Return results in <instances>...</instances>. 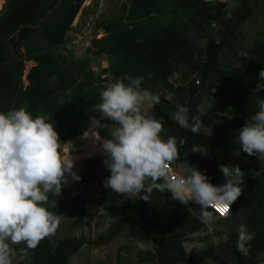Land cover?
Segmentation results:
<instances>
[{
    "label": "trees",
    "instance_id": "trees-1",
    "mask_svg": "<svg viewBox=\"0 0 264 264\" xmlns=\"http://www.w3.org/2000/svg\"><path fill=\"white\" fill-rule=\"evenodd\" d=\"M81 2L10 0L0 16V111L6 113L25 107L33 117L44 115L53 123L70 109V119H75L99 102L105 81L110 83L117 78L123 79L125 74L142 76V87L154 93L158 87L180 92L182 88L174 87L168 80L171 75L177 74L179 81L186 83L182 105L189 108L190 116L196 114L203 97L224 98L227 88L222 83L228 84L227 113L203 106L206 112L201 116L202 126L217 122L239 131L246 119L257 110L256 100L264 98V89L253 92L259 73L264 69V41L253 42L246 54L238 58L237 65H219L221 50L226 47L230 51L232 48L231 41L225 40L226 37L251 14L247 0H238L239 5L226 15L224 2L209 5L200 0H177L176 9L187 13L186 21L170 18L168 0H123L115 13L100 22L98 27L102 36L91 38L86 48L91 54H103L110 59L108 68L97 74L87 66L86 55L67 60L51 50L63 42ZM209 20L221 22L219 39L204 30ZM23 29L24 36H18ZM191 30L198 38L204 39L198 51L189 36ZM4 46L9 59L5 58ZM23 61L33 63L24 75L26 84L21 80ZM14 72V89L10 96ZM195 80L198 82L195 83ZM50 83L52 89L47 87ZM216 84L220 85L214 89ZM176 108L162 96L158 104L152 105V117L161 120L164 125L161 136L176 139L180 156L172 165L178 166L182 172L187 162L204 172L211 183H224L219 162L210 157H199L191 151L202 137L199 132L193 133L170 119L169 113ZM94 130L100 139L109 138L107 129ZM74 133L66 130L61 138H71ZM239 166L245 172V182L241 185L243 192L229 209L226 219L216 218L215 215L214 219L227 229L224 235L234 264H261L258 257L264 253V176L254 178L251 175L252 170H260L261 162ZM98 193L102 210L110 219L107 229L97 237L100 244L125 230L132 239L153 241L154 246L149 248L148 256L155 264H200L201 253L186 254L183 246L184 239L205 225L199 218V205H183L174 200L171 193L156 190L151 193L150 201L134 198L120 204L116 201L117 193L103 184ZM59 205L60 198L49 193L45 205L48 210L58 214ZM80 219L78 212L73 223ZM240 224L256 233L250 242L248 256H243L236 248ZM88 242L81 237L65 236L51 243L46 237L36 249L30 250L28 264H66Z\"/></svg>",
    "mask_w": 264,
    "mask_h": 264
},
{
    "label": "clouds",
    "instance_id": "clouds-1",
    "mask_svg": "<svg viewBox=\"0 0 264 264\" xmlns=\"http://www.w3.org/2000/svg\"><path fill=\"white\" fill-rule=\"evenodd\" d=\"M143 80L142 76L127 74L113 80L103 87L99 102L92 106L99 118L90 117V128L107 129L109 133L105 139L91 136L94 143H99L105 157L103 163L110 171L103 186L127 199L146 202L153 190L169 192L183 205H199L202 223L213 222L214 214H221L218 209L227 208L221 214L226 219L228 210L243 192L245 172L239 164H220L225 182L215 185L199 168L186 162L182 172L173 175L170 165L180 156L177 142L172 136L163 138L162 121L147 115L146 106L158 104L160 96L143 88ZM262 82L264 69L254 93L264 89ZM256 109L236 137L240 149L261 162L259 171H251L254 178L264 176V98L256 100ZM205 112L203 106H197L196 114L190 116L188 107L178 105L169 117L180 127L197 133ZM61 142L54 124L44 115L33 117L25 107L0 111V264H14L17 251L12 245H25L20 249L23 260L28 250L36 249L41 240L58 229L60 217L45 206L49 193L60 196L68 183L66 174L73 181L81 180L74 171V157L62 154ZM191 151L208 154L202 145H194ZM237 233V251L248 256L256 233L244 224L238 226ZM153 246L152 240L137 241L142 251Z\"/></svg>",
    "mask_w": 264,
    "mask_h": 264
},
{
    "label": "rangeland",
    "instance_id": "rangeland-1",
    "mask_svg": "<svg viewBox=\"0 0 264 264\" xmlns=\"http://www.w3.org/2000/svg\"><path fill=\"white\" fill-rule=\"evenodd\" d=\"M42 1L46 2L47 0ZM176 1L168 0L167 2L169 16L172 20L186 21L187 13L176 9ZM1 2L2 0H0V4ZM122 2L123 0H82L71 21L70 28L64 34L63 42L51 50L67 60H76L86 55L87 66L94 74L99 73L102 69H107L110 59L103 54H91L86 51V48H88L91 38L102 36V31L98 27L100 22L115 13ZM247 2L251 14L238 25L231 35L226 37L225 40L231 41L232 48L230 51L226 47L221 50L219 55V65L221 66L237 65L238 58L246 54L253 42L264 41V0H247ZM238 5V0L224 2L225 15ZM221 26V22L209 20L204 30L219 39ZM202 29L201 27L200 30ZM24 34L25 30L23 29L18 36L23 37ZM189 36L195 43L196 51H198L204 39L198 38L193 30L189 32ZM32 64L31 61H23L21 76L23 84H26L24 75ZM168 80L174 87H181V91H169L164 87H158L156 93L165 97L176 107L182 105L185 100L183 88L186 83H181L177 74L171 75ZM107 84H109L107 81L103 82L102 88ZM223 84L227 88L224 98L203 97L200 106L217 110L222 114L227 113V95L230 92V86L226 83ZM219 85L216 84L214 89ZM47 87L53 88L51 83ZM146 113L152 116V105L146 106ZM71 115L72 110L68 109L53 124L62 141L61 152L62 154L69 153L70 156L74 157V171L81 177V180L73 181L71 176L66 174L68 183L62 187L59 196V212L55 214L60 217V224L55 234L49 236V241L54 243L65 236L89 240L67 260L66 264H155V261L148 256L150 249L140 250L137 247L138 240L128 237L125 230L117 233L106 243L100 244L98 242V235L102 234L110 224V219L102 210L98 193L99 187L103 184V180L110 175V171L103 163L105 157L100 152L99 143H94L91 138V136H97L95 130L90 128V117L99 118V114L94 112L91 107L75 119H70ZM69 129L74 131L75 135L71 138L62 139V133ZM198 132L202 136L198 145L205 146L208 152L207 155L196 152L199 157H210L220 164L230 166L259 162L258 157L249 156L240 149L236 142L239 131L228 129L217 122H213L210 126L201 125ZM175 167L180 169L178 166ZM125 200L132 199L117 194L116 201L118 204ZM78 212L81 219L79 222L73 223ZM224 226L215 219L213 222L205 224L201 229L183 240L185 253H201L200 264H234L229 245L225 240L224 234L227 229ZM12 247L17 251L14 264H28L30 250L27 251L26 258L21 260L20 249L24 248L25 245L17 244L12 245ZM258 259L261 264H264V253L260 254Z\"/></svg>",
    "mask_w": 264,
    "mask_h": 264
},
{
    "label": "built area",
    "instance_id": "built-area-1",
    "mask_svg": "<svg viewBox=\"0 0 264 264\" xmlns=\"http://www.w3.org/2000/svg\"><path fill=\"white\" fill-rule=\"evenodd\" d=\"M200 1L204 4L213 5V4L220 3V2H226L227 0H200ZM4 2H6V0H2V5L4 4ZM194 82L197 83L198 81L195 80ZM170 169H171V172L173 175L181 173L180 169L178 170L173 165H170ZM209 210H211V209H209ZM228 213H229V210H228ZM214 215L216 218H223V216L220 213H215Z\"/></svg>",
    "mask_w": 264,
    "mask_h": 264
},
{
    "label": "water",
    "instance_id": "water-1",
    "mask_svg": "<svg viewBox=\"0 0 264 264\" xmlns=\"http://www.w3.org/2000/svg\"><path fill=\"white\" fill-rule=\"evenodd\" d=\"M9 2H10V0H6V3L4 2V4H3L4 6H1V8H0V16H2L3 13L5 12V10L7 9L8 5H9ZM6 52H7V47L4 46V54H5V58L9 59L10 56L7 55ZM14 79H15V72H14L13 75H12V87H11V89H10V96L12 95V93H13V89H14Z\"/></svg>",
    "mask_w": 264,
    "mask_h": 264
},
{
    "label": "snow or ice",
    "instance_id": "snow-or-ice-1",
    "mask_svg": "<svg viewBox=\"0 0 264 264\" xmlns=\"http://www.w3.org/2000/svg\"><path fill=\"white\" fill-rule=\"evenodd\" d=\"M218 211H221V214H223V212L227 211V208H225L223 210L218 209Z\"/></svg>",
    "mask_w": 264,
    "mask_h": 264
},
{
    "label": "crops",
    "instance_id": "crops-1",
    "mask_svg": "<svg viewBox=\"0 0 264 264\" xmlns=\"http://www.w3.org/2000/svg\"><path fill=\"white\" fill-rule=\"evenodd\" d=\"M1 6H2V4H1ZM1 8V7H0Z\"/></svg>",
    "mask_w": 264,
    "mask_h": 264
}]
</instances>
